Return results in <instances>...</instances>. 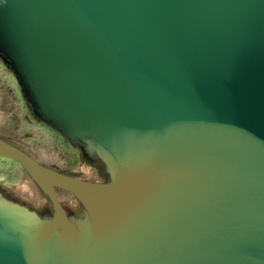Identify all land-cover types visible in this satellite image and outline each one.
Returning a JSON list of instances; mask_svg holds the SVG:
<instances>
[{
  "label": "water",
  "instance_id": "water-1",
  "mask_svg": "<svg viewBox=\"0 0 264 264\" xmlns=\"http://www.w3.org/2000/svg\"><path fill=\"white\" fill-rule=\"evenodd\" d=\"M0 59L107 175L0 139L51 205L0 194V264H264V0H0Z\"/></svg>",
  "mask_w": 264,
  "mask_h": 264
},
{
  "label": "rangeland",
  "instance_id": "rangeland-1",
  "mask_svg": "<svg viewBox=\"0 0 264 264\" xmlns=\"http://www.w3.org/2000/svg\"><path fill=\"white\" fill-rule=\"evenodd\" d=\"M0 139L19 148L41 165L89 182H105L102 163L75 146L38 117L13 72L0 59ZM0 194L41 214L51 213L47 198L14 160L0 156ZM69 215H80L81 205L68 192L56 190Z\"/></svg>",
  "mask_w": 264,
  "mask_h": 264
}]
</instances>
